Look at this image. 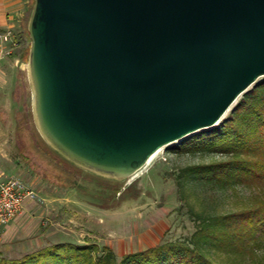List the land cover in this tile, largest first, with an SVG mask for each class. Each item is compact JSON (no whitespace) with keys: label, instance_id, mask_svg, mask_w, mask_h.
I'll use <instances>...</instances> for the list:
<instances>
[{"label":"water","instance_id":"95a60500","mask_svg":"<svg viewBox=\"0 0 264 264\" xmlns=\"http://www.w3.org/2000/svg\"><path fill=\"white\" fill-rule=\"evenodd\" d=\"M27 31L38 133L117 182L264 77V0H34Z\"/></svg>","mask_w":264,"mask_h":264},{"label":"rangeland","instance_id":"374dc122","mask_svg":"<svg viewBox=\"0 0 264 264\" xmlns=\"http://www.w3.org/2000/svg\"><path fill=\"white\" fill-rule=\"evenodd\" d=\"M27 22L0 24V172L21 179L38 197L30 200L32 210L26 215L24 208L15 220L0 227V261H16L62 243L106 246L120 261L125 254L164 242L192 246L193 234L211 219L264 206V183L230 186L201 177L196 168L225 161L227 154L180 153L175 148L181 142L161 148L144 169L123 182L84 171L59 156L42 139L33 119ZM6 34L11 40L3 43ZM263 81L261 77L249 90ZM220 230L228 243L230 228ZM197 239V246L216 264H233L236 259L264 264V237L254 255L244 257L214 247L206 237Z\"/></svg>","mask_w":264,"mask_h":264},{"label":"trees","instance_id":"16d2710c","mask_svg":"<svg viewBox=\"0 0 264 264\" xmlns=\"http://www.w3.org/2000/svg\"><path fill=\"white\" fill-rule=\"evenodd\" d=\"M34 0H32L31 9ZM30 9V12H31ZM178 152L203 151L227 154L225 161L198 167L204 179L221 185H258L264 183V81L244 93L229 116L214 130L193 135L175 148ZM230 228L228 243L221 230ZM193 245L164 242L143 251L125 254L117 261L106 246L55 244L16 261L0 264H216L197 246V238L206 237L214 247H222L238 257L254 255L264 237V206L217 216L193 234ZM101 251L100 256L94 252ZM243 261V260H242ZM233 264H243L232 261ZM263 264V263H261Z\"/></svg>","mask_w":264,"mask_h":264},{"label":"built area","instance_id":"2783aa9c","mask_svg":"<svg viewBox=\"0 0 264 264\" xmlns=\"http://www.w3.org/2000/svg\"><path fill=\"white\" fill-rule=\"evenodd\" d=\"M10 40L8 34L2 36L3 43H8ZM16 45L13 42L12 47ZM7 53L11 54V51L9 50ZM37 197L36 191L21 179L5 177L4 174H0V227L15 220L24 210L26 203L35 200Z\"/></svg>","mask_w":264,"mask_h":264},{"label":"crops","instance_id":"0c3cea01","mask_svg":"<svg viewBox=\"0 0 264 264\" xmlns=\"http://www.w3.org/2000/svg\"><path fill=\"white\" fill-rule=\"evenodd\" d=\"M32 0H0V15H4V17H0V24H12L16 22L18 25H24V21H28V17L30 15ZM4 172H0L3 174ZM32 202L28 201L25 207V215L28 213V210L32 209L28 208Z\"/></svg>","mask_w":264,"mask_h":264},{"label":"bare ground","instance_id":"6f19581e","mask_svg":"<svg viewBox=\"0 0 264 264\" xmlns=\"http://www.w3.org/2000/svg\"><path fill=\"white\" fill-rule=\"evenodd\" d=\"M22 68H23V67H22ZM153 157H154V155H153ZM153 157H152V158H153ZM152 158L149 160V162L152 160ZM147 164H149V163H147Z\"/></svg>","mask_w":264,"mask_h":264}]
</instances>
